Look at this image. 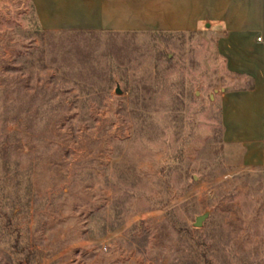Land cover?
<instances>
[{
	"label": "rangeland",
	"instance_id": "obj_1",
	"mask_svg": "<svg viewBox=\"0 0 264 264\" xmlns=\"http://www.w3.org/2000/svg\"><path fill=\"white\" fill-rule=\"evenodd\" d=\"M215 43L45 31L0 0V264H264V165L222 138Z\"/></svg>",
	"mask_w": 264,
	"mask_h": 264
},
{
	"label": "crops",
	"instance_id": "obj_2",
	"mask_svg": "<svg viewBox=\"0 0 264 264\" xmlns=\"http://www.w3.org/2000/svg\"><path fill=\"white\" fill-rule=\"evenodd\" d=\"M27 2L45 31H212L216 50L235 82L218 96L222 138L242 148L244 164L264 165V0ZM248 81L251 87L241 86Z\"/></svg>",
	"mask_w": 264,
	"mask_h": 264
},
{
	"label": "water",
	"instance_id": "obj_3",
	"mask_svg": "<svg viewBox=\"0 0 264 264\" xmlns=\"http://www.w3.org/2000/svg\"><path fill=\"white\" fill-rule=\"evenodd\" d=\"M116 92H117V93L120 92V90H119L118 87L116 88ZM207 216H208V212H204V213H202V214L197 215V216L195 217V220H194V223H193L194 226H196V227H200V226L202 225L203 221L206 219Z\"/></svg>",
	"mask_w": 264,
	"mask_h": 264
},
{
	"label": "trees",
	"instance_id": "obj_4",
	"mask_svg": "<svg viewBox=\"0 0 264 264\" xmlns=\"http://www.w3.org/2000/svg\"><path fill=\"white\" fill-rule=\"evenodd\" d=\"M241 86H245V87H251L252 85H251V82L250 81H248L245 85H241Z\"/></svg>",
	"mask_w": 264,
	"mask_h": 264
},
{
	"label": "built area",
	"instance_id": "obj_5",
	"mask_svg": "<svg viewBox=\"0 0 264 264\" xmlns=\"http://www.w3.org/2000/svg\"><path fill=\"white\" fill-rule=\"evenodd\" d=\"M259 38H260V37H259ZM259 38H258V39H259Z\"/></svg>",
	"mask_w": 264,
	"mask_h": 264
}]
</instances>
